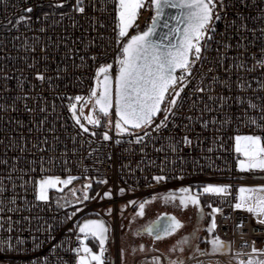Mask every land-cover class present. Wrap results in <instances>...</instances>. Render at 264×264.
<instances>
[{
    "label": "built area",
    "instance_id": "obj_1",
    "mask_svg": "<svg viewBox=\"0 0 264 264\" xmlns=\"http://www.w3.org/2000/svg\"><path fill=\"white\" fill-rule=\"evenodd\" d=\"M74 3L66 0L58 7L59 0H0V264H74L76 254L70 249L78 246L77 237L82 236L77 224L90 217L108 224L105 264H122L120 204L136 207L180 182L192 186L200 203L207 197L211 205L207 209H221L215 214L213 233L231 243V250L220 254H202L209 248L202 244L201 251L182 260L183 264H210L211 259L236 264L249 254L257 255L252 248L264 243V224L232 205L239 186L264 184V170L238 169L237 159L243 157L235 152L234 139L236 135L264 138L260 110L264 66L257 63L264 49V0H223L227 7L219 9L221 18L214 20L211 38L201 41L200 58L191 75L184 74L187 79L176 114L163 111L162 105L153 124L132 135H118L114 124H88L90 106H84L96 67L112 63L119 51L113 32L115 0H83V14L73 9ZM29 7L32 12L26 13ZM21 15L30 21L18 22ZM153 15L146 3L139 11L138 28L134 25L129 34L144 30ZM231 21L234 26H228ZM115 71L114 64L113 75ZM37 72L46 79L39 80ZM77 95L85 99L77 102L73 99ZM71 103H77V115L88 132L73 119ZM250 103L258 107L251 108ZM165 117L166 127L157 130ZM109 118L116 119L114 110ZM104 131L112 139L103 140ZM136 135L143 138L137 142ZM184 136L191 144L183 142ZM50 175H73L80 182H100V186L93 194L90 190L94 199L83 201L81 211H76V206H66L59 198L36 199L35 185ZM155 176L167 179L160 181L162 186L147 187L158 182ZM208 183L231 185V195L222 202L204 194ZM106 191L112 195L104 197ZM34 238L38 247H33ZM18 248L26 250H14ZM152 254L161 257L163 264L172 260L153 252L136 257L133 264ZM259 259H264V251Z\"/></svg>",
    "mask_w": 264,
    "mask_h": 264
},
{
    "label": "snow or ice",
    "instance_id": "obj_2",
    "mask_svg": "<svg viewBox=\"0 0 264 264\" xmlns=\"http://www.w3.org/2000/svg\"><path fill=\"white\" fill-rule=\"evenodd\" d=\"M66 0H59L58 7H63ZM154 10V15L151 17V23L148 24L143 31H137L130 35L129 29L136 25L139 16V11L145 4ZM76 12L85 13L86 9L83 6V0H75L72 5ZM227 5L223 0H115L116 23L113 28L115 34V42L118 46V54L112 63L100 64L95 69L94 85L90 88L87 99L93 102V107H98L99 112L104 118H109L114 109L116 119H107L109 127H115L117 134L127 133L132 135L136 130H143L146 126L153 124L154 118L163 111L171 113L173 116L177 106L178 98L184 90V81L191 75L193 64L201 56L202 45L201 41L210 39L209 33L214 31V20H219L221 14L219 9L226 8ZM168 9H175L176 14L171 15L167 12ZM26 13H31L32 8L24 10ZM46 16L48 14H45ZM63 18L64 13H61ZM30 21V17L21 15L18 22ZM235 21L229 22L228 26H234ZM138 28V25H136ZM241 28L247 30L246 24H241ZM167 31L157 33L159 29ZM103 38V37H101ZM92 59L95 61L96 57ZM83 62V57H81ZM257 63L264 66V49L261 51L260 59ZM116 65V71L113 75V65ZM237 68H242L243 64L235 65ZM255 68V65H253ZM177 70L181 75H177ZM39 80H45L43 73L37 72ZM49 81L51 77L47 78ZM228 82H225V87H228ZM203 91V89H200ZM167 96V99H166ZM77 102H82L85 97L75 96L73 98ZM222 101L227 98L221 97ZM243 101L241 100V103ZM223 106V104L221 105ZM249 107H258L255 104H249ZM70 109L72 117L76 124L85 132L89 129L81 123V117L77 115V103H71ZM260 110L264 112V107ZM28 111H31L28 109ZM88 124L100 125L99 117L88 116ZM250 122L255 123L251 118ZM216 121L214 120L213 123ZM221 125L226 121H220ZM167 117L161 120L156 125L159 130L166 127ZM96 133L93 132L92 135ZM148 132H144V137ZM143 137L136 135L135 139L139 142ZM102 139L107 141L112 139L108 131H104ZM235 152L241 154L243 158L237 159V167L240 171L264 170V138L260 135H236L235 136ZM185 144H191L188 136L183 137ZM119 144L120 140L117 139ZM78 177L68 175L66 178L61 176L50 175L38 181L35 185L36 199L40 201L49 200V189H55L58 185H68L77 180ZM156 181L167 179L165 176H155ZM25 183H27L25 181ZM107 183V181H103ZM231 185L229 184H213L208 183L203 186L204 194H212L221 198L222 202L231 195ZM91 188L90 183L83 185L81 189L83 193V201L94 199L88 193ZM75 191V189L73 190ZM121 193L124 189L119 190ZM176 193H179L177 195ZM99 195V194H98ZM112 193L106 191L104 197H110ZM156 197H153L155 199ZM163 199L166 202H176L179 206L188 207L189 204L197 206L200 211V216L203 217V207L200 203L199 194H193L191 187H182L176 190L175 193L170 192ZM236 202L232 205L234 209L246 210L253 216H264V185L259 186H244L238 188ZM82 202V201H80ZM59 204V201H57ZM135 203V201H129ZM144 201L139 205V215L144 214ZM211 207V205H209ZM81 211V209H76ZM111 210L109 209V212ZM220 208H212L211 222L207 226L208 232H213L217 227L215 214L220 212ZM76 213L73 212L72 215ZM98 215V214H97ZM157 221L145 226L142 231H145L155 236V239L160 240L175 233L183 225L175 216H165V223L161 227ZM257 223L264 224V220H257ZM79 232L83 234L78 236V246L71 248L70 251L76 254L74 264H105V243L108 240L109 228L103 219H87L83 223H78ZM139 234V230L137 232ZM98 241L99 250L93 249L85 243L88 238ZM190 242V236L183 237L177 243L184 245ZM7 243V242H6ZM20 243V241H18ZM210 248L202 254H220L231 250V243L222 240L219 236L213 235L210 241ZM36 239H33V247H38ZM11 247V245H9ZM14 250L25 251L26 249L18 248ZM176 245L172 247V251H176ZM197 251H201L199 248ZM183 251V247L180 248ZM264 251L252 248V253L257 255H248L247 260H239V264H264V259H259V254ZM154 264H162L161 257L154 256ZM168 264H183L182 260H169Z\"/></svg>",
    "mask_w": 264,
    "mask_h": 264
},
{
    "label": "rangeland",
    "instance_id": "obj_3",
    "mask_svg": "<svg viewBox=\"0 0 264 264\" xmlns=\"http://www.w3.org/2000/svg\"><path fill=\"white\" fill-rule=\"evenodd\" d=\"M84 106H91L93 102L85 99ZM94 117H99L101 119V124L99 126L107 125V118L103 117L102 113H95ZM263 176V175H258ZM67 177V176H66ZM62 177V178H66ZM44 178V177H43ZM42 179V178H41ZM85 182H80L79 180L73 181L68 185H58L55 189H49L48 195L49 199L56 198L62 199L63 203L66 206L72 205L76 206V209L82 208L83 202V193L81 189ZM163 182L158 181L157 183L147 184V187H156L162 186ZM264 185L260 183H247L244 186H259ZM191 187L190 184L180 182L176 184L172 189H165L163 192L158 193L150 198H145L144 200L139 202V205L144 201H148L147 206L144 210V216L139 215V205L136 207H126L127 203L120 204V217H122L121 229H120V255L122 264H133L134 259L140 255H146L153 252H160L161 254L169 257L172 260H183V258L190 257V255L196 251V249L204 244L209 246L208 241L214 235L213 232L207 231V226L211 222V213L210 209H205L203 207L204 215L200 216V211L197 206L189 204L188 207L184 208L179 206L178 200L176 202H166L163 197L170 192L175 193L176 190L182 187ZM75 189V191H73ZM179 195V193H176ZM153 197H156L153 199ZM82 201V202H80ZM124 209H129L127 213L124 212ZM242 210V209H240ZM109 213V210H107ZM246 211V210H243ZM162 212H173L179 219H181L184 224L183 226L173 235L155 240L150 235L145 234L143 232H139L137 234L138 229L150 221L153 217H156L157 214ZM247 212V211H246ZM125 213V215H124ZM248 213V212H247ZM250 214V213H249ZM252 215V214H250ZM253 216V215H252ZM256 220H264V216L256 217ZM190 236V242L184 245H179L177 242L180 241L183 237ZM85 243H87L93 251H98L97 248L94 247L92 241L88 238ZM264 243L262 241L259 242V246L255 247L257 249H262ZM176 245L177 250L172 251V247ZM183 247V251H180V248ZM208 248V249H209ZM158 256L157 254H152L151 256H144L141 260L140 264H154L153 257ZM210 264H222L217 259L208 260ZM236 264L239 262L235 261ZM163 264V262H162Z\"/></svg>",
    "mask_w": 264,
    "mask_h": 264
},
{
    "label": "water",
    "instance_id": "obj_4",
    "mask_svg": "<svg viewBox=\"0 0 264 264\" xmlns=\"http://www.w3.org/2000/svg\"><path fill=\"white\" fill-rule=\"evenodd\" d=\"M176 11L177 10H175V9H168L167 10V12H169L171 15H175L176 14ZM145 30V29H144ZM143 31V30H142ZM162 31H167L166 29H163V28H161V29H159V31H158V33H157V36H159V32H162ZM180 71L179 70H177V75H178V73H179ZM97 108V110H99L98 109V107H96ZM94 107H93V105H91L90 106V108H89V116L91 115V116H93V111H94ZM114 110V109H113ZM94 117V116H93ZM91 187H92V185H91ZM90 190H91V188H89L88 189V193H89V195H90ZM175 216L179 221H181L182 222V225L184 224L183 223V221L182 220H180L175 214H173V213H166V212H163V213H161L160 215H158L153 221H157V219L158 218H160V220H159V223H160V226L162 227L163 225H164V223H165V220H164V217L165 216ZM87 219H103V218H99V217H90V218H86V219H84V220H87ZM84 220H82L80 223H83V221ZM104 220V219H103ZM105 221V220H104ZM152 221V222H153ZM106 222V221H105ZM106 224H107V222H106ZM151 224V223H150ZM149 225V224H148ZM107 226H108V224H107ZM179 230V229H178ZM177 230V231H178ZM176 231V232H177ZM145 234H148V235H150L153 239H155V236L154 235H151V234H149V233H147V232H145V231H143ZM175 232V233H176ZM78 233L80 234V235H83V234H81L80 232H79V229H78ZM174 233H172L171 235H173ZM171 235H169V236H171ZM169 236H167V237H169ZM167 237H163L162 239H164V238H167ZM155 240H157V239H155ZM98 242V241H97ZM106 243H107V241H106ZM106 243H105V245H106Z\"/></svg>",
    "mask_w": 264,
    "mask_h": 264
},
{
    "label": "trees",
    "instance_id": "obj_5",
    "mask_svg": "<svg viewBox=\"0 0 264 264\" xmlns=\"http://www.w3.org/2000/svg\"><path fill=\"white\" fill-rule=\"evenodd\" d=\"M100 186V182H94V184H92L91 187V194H93L95 192V190ZM202 206L207 209L209 207L208 205V198H204L201 201ZM90 240L92 241V244L94 245L95 248H97L99 250V246H98V242L92 238H90Z\"/></svg>",
    "mask_w": 264,
    "mask_h": 264
},
{
    "label": "flooded vegetation",
    "instance_id": "obj_6",
    "mask_svg": "<svg viewBox=\"0 0 264 264\" xmlns=\"http://www.w3.org/2000/svg\"><path fill=\"white\" fill-rule=\"evenodd\" d=\"M95 113H99V110H97V108H95L94 109V111H93V116H94V114ZM146 206H147V204H145V208H146ZM145 208H144V210H145ZM143 210V211H144ZM163 213V212H162ZM167 213V212H166ZM168 213H173V212H168ZM161 214V213H160ZM160 214H157L156 215V217L158 216V215H160ZM141 216H144V214L143 215H141ZM156 217H153L152 219H150V221H148V222H146L145 224H142V226L138 229L139 230V232H143L142 231V229L145 227V226H147L148 224H150ZM181 220V219H180ZM184 223V222H183ZM144 233V232H143Z\"/></svg>",
    "mask_w": 264,
    "mask_h": 264
},
{
    "label": "crops",
    "instance_id": "obj_7",
    "mask_svg": "<svg viewBox=\"0 0 264 264\" xmlns=\"http://www.w3.org/2000/svg\"><path fill=\"white\" fill-rule=\"evenodd\" d=\"M258 246H259V244H258ZM197 251V250H196ZM196 251H194L191 255H190V257L192 256V255H194L195 253H196ZM190 257H185V258H183V260H188Z\"/></svg>",
    "mask_w": 264,
    "mask_h": 264
}]
</instances>
